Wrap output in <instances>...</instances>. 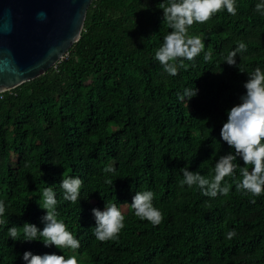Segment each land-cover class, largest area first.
Returning <instances> with one entry per match:
<instances>
[{
  "label": "trees",
  "instance_id": "16d2710c",
  "mask_svg": "<svg viewBox=\"0 0 264 264\" xmlns=\"http://www.w3.org/2000/svg\"><path fill=\"white\" fill-rule=\"evenodd\" d=\"M163 0H93L80 39L64 59L0 98V264H26L23 253L76 256L81 264H264V194L237 191L226 176L227 196H204L181 185V168L211 177L219 156L232 151L220 138L227 111L246 93L247 73L264 71V0H236L207 22L193 23L204 50L176 63L170 76L155 60L169 29ZM243 41L236 66L223 57ZM212 53L210 62L204 54ZM197 88L181 102L177 93ZM236 163L244 166L242 159ZM108 166L114 173H106ZM249 170L251 166L249 165ZM83 180L77 203L65 201L62 174ZM52 186L55 211L80 248L22 241L25 222L40 230L42 194ZM154 193L163 220L153 226L131 208L138 191ZM255 203H252V200ZM116 204L124 215L118 238L98 241L93 208ZM17 226L19 241L8 236ZM236 235L227 239L229 231Z\"/></svg>",
  "mask_w": 264,
  "mask_h": 264
},
{
  "label": "clouds",
  "instance_id": "9594fccd",
  "mask_svg": "<svg viewBox=\"0 0 264 264\" xmlns=\"http://www.w3.org/2000/svg\"><path fill=\"white\" fill-rule=\"evenodd\" d=\"M236 0H163L158 8L163 11V22H166L171 31L163 37L162 45L155 51V60L163 67L170 76L178 75L176 63L183 60L194 61L205 48V44L199 36H189L188 28L193 23L203 24L214 14L226 9L231 15H236ZM255 11L264 15V2L255 5ZM37 19H47L45 12L37 13ZM247 51V45L243 41L237 42V47L223 57V63L236 66L241 73L243 69L237 65L238 53ZM212 53L204 54V61L210 62ZM248 79L243 87L246 93L240 97V102L227 111V121L220 130V138L232 151L219 156L214 165V175L206 177L199 172H191L188 167L180 169L183 175L181 185L192 187L198 186L202 194L215 198L217 195L227 196L230 186L222 184L226 176H235L237 167L240 169L241 180L236 182L237 191H244L253 197L264 194V71L257 67L247 73ZM197 88H185L183 93H177L181 102H188L198 94ZM237 158L242 159L244 166L236 163ZM251 166L249 170L248 166ZM106 173H114L115 168L108 166ZM83 180L79 177L62 174L60 188L63 190V199L77 203L80 199V190ZM154 193L152 191H138L132 198L131 208L140 220H147L153 226L159 225L163 220L160 210L153 206ZM43 204L40 207L46 210V215L41 217L44 224L42 230L36 225L25 222L22 226V241H41L45 247L55 246L58 249L80 248V241L67 230L66 224L58 220V213L54 210L57 205L56 194L53 187L43 190ZM255 203V200H252ZM5 204L0 201V216L5 213ZM95 218L93 234L98 241L105 242L118 238L124 228L125 217L117 208L116 204L105 203L104 210L92 209ZM8 236L13 241H19L18 228L13 225L7 230ZM236 235L235 230L229 231L226 238L231 240ZM26 264H78L76 256L65 257L64 255L44 254L34 255L30 251L23 253Z\"/></svg>",
  "mask_w": 264,
  "mask_h": 264
},
{
  "label": "water",
  "instance_id": "95a60500",
  "mask_svg": "<svg viewBox=\"0 0 264 264\" xmlns=\"http://www.w3.org/2000/svg\"><path fill=\"white\" fill-rule=\"evenodd\" d=\"M93 0H0V92L36 79L65 58ZM45 12L40 21L37 13Z\"/></svg>",
  "mask_w": 264,
  "mask_h": 264
},
{
  "label": "built area",
  "instance_id": "2783aa9c",
  "mask_svg": "<svg viewBox=\"0 0 264 264\" xmlns=\"http://www.w3.org/2000/svg\"><path fill=\"white\" fill-rule=\"evenodd\" d=\"M10 90H11V89H10ZM7 91H8V90H7ZM5 92H6V91L0 92V98H3Z\"/></svg>",
  "mask_w": 264,
  "mask_h": 264
},
{
  "label": "rangeland",
  "instance_id": "374dc122",
  "mask_svg": "<svg viewBox=\"0 0 264 264\" xmlns=\"http://www.w3.org/2000/svg\"><path fill=\"white\" fill-rule=\"evenodd\" d=\"M78 259V258H77ZM78 264H81V262H78Z\"/></svg>",
  "mask_w": 264,
  "mask_h": 264
}]
</instances>
